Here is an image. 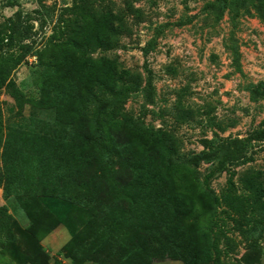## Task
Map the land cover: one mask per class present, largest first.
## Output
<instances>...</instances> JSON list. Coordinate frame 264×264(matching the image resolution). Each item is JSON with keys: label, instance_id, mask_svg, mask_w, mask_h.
<instances>
[{"label": "trees", "instance_id": "trees-1", "mask_svg": "<svg viewBox=\"0 0 264 264\" xmlns=\"http://www.w3.org/2000/svg\"><path fill=\"white\" fill-rule=\"evenodd\" d=\"M214 1L223 13L242 4ZM38 4L41 11L35 13L42 29L44 14L54 10L41 0ZM31 18L16 11L0 23V91L13 99L18 114L28 105L50 121L38 120L39 127L14 124L0 140L5 196L13 195L16 208L32 221L54 216L70 236L65 249L73 259L249 264L247 254L236 261L229 258L239 243L255 252L264 237V176L247 170L235 181L226 169L220 194L207 196L192 170L176 161L177 137L164 129L139 127L125 112L128 97L143 83L140 74L98 56L118 48L130 25L141 22L139 11L128 1L119 6L110 0H72L40 49H34L33 41L25 43L36 35ZM28 56L35 58L34 97H26L11 79ZM255 91L264 100V84ZM187 94L186 88L176 93L173 112L179 125L209 115L186 105ZM252 142L264 144V119L246 139L203 140L198 157L208 162L224 154L229 166L244 164ZM14 226L0 206L2 250L15 249ZM20 262L36 264L27 258Z\"/></svg>", "mask_w": 264, "mask_h": 264}, {"label": "rangeland", "instance_id": "rangeland-1", "mask_svg": "<svg viewBox=\"0 0 264 264\" xmlns=\"http://www.w3.org/2000/svg\"><path fill=\"white\" fill-rule=\"evenodd\" d=\"M8 1L0 0V23L16 11L35 19L29 23L36 35L25 42L33 41L34 49L42 48L52 34L57 17L72 5V0H41L44 6L54 10L50 16L44 14L45 24L41 29L40 15L35 13L41 11L38 0H15L14 7H7ZM110 1L119 6L128 1L142 19L130 25V32L121 38L116 50L98 54L116 59L124 69L140 74L143 83L124 106L136 125L164 129L176 136L180 143L176 161L192 170L195 181L207 196L220 194L227 178L226 169L233 173L235 181L247 170L264 176L263 143L250 144L246 150L248 161L244 164L229 166L224 154L208 162L198 157L204 151L203 140L246 139L264 119V100L257 97L255 91L256 86L264 84V0H237L236 3L242 4L224 13L214 0ZM32 58L28 56L11 74L12 81L26 97L36 95ZM182 88L188 93L184 97L185 104L193 111H208V116L180 125L176 123L173 105L177 91ZM38 120L50 121L28 105L18 114L13 99L4 90L0 91V140L5 138L8 127L14 124L42 126ZM195 157L199 160L193 165ZM182 178L195 187L189 178ZM190 194L195 195L194 190H190ZM0 206L12 217L16 237L15 249L0 248V264H28L20 262L22 258L32 259L36 264H115L71 258L65 249L70 240L65 227L52 215L30 220L25 212L16 208L13 195L5 196L2 183ZM49 207L53 211L60 210L53 204ZM232 238L239 241L236 235ZM246 254L249 264H264V237L255 252H248L245 245L239 243L229 259L240 260ZM153 264H186V261L165 259Z\"/></svg>", "mask_w": 264, "mask_h": 264}, {"label": "built area", "instance_id": "built-area-1", "mask_svg": "<svg viewBox=\"0 0 264 264\" xmlns=\"http://www.w3.org/2000/svg\"><path fill=\"white\" fill-rule=\"evenodd\" d=\"M31 60H32L33 62H35V58H32ZM30 62H31V61H30Z\"/></svg>", "mask_w": 264, "mask_h": 264}]
</instances>
